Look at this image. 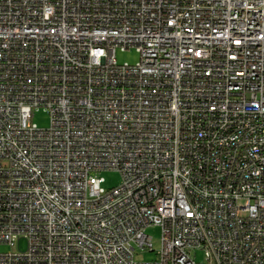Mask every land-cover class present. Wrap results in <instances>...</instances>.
I'll use <instances>...</instances> for the list:
<instances>
[{"label":"built area","instance_id":"2783aa9c","mask_svg":"<svg viewBox=\"0 0 264 264\" xmlns=\"http://www.w3.org/2000/svg\"><path fill=\"white\" fill-rule=\"evenodd\" d=\"M0 245V264H264V0H0Z\"/></svg>","mask_w":264,"mask_h":264},{"label":"rangeland","instance_id":"374dc122","mask_svg":"<svg viewBox=\"0 0 264 264\" xmlns=\"http://www.w3.org/2000/svg\"><path fill=\"white\" fill-rule=\"evenodd\" d=\"M115 59L116 62L119 64H130L134 65L139 61V52L134 48H127V49H121L117 48L115 52ZM32 122L36 124L39 128H47L49 126L50 120H49V114L48 112L43 108L39 107L37 109L33 110L32 113ZM101 176L104 179V182L102 183V186L105 189H110L115 186H118L121 181V175L118 171L115 170H103L101 172ZM146 234L151 236L152 245H153V251L149 252L147 250L145 251H139L137 250L134 257L136 261H152L156 258V252L159 250L160 246V229L157 226H150L146 228ZM25 242L22 240L19 243V249L25 250ZM1 251H9L12 250L11 247L7 245H0ZM195 262L197 264H209V262L205 259L203 251L197 250V253L195 254Z\"/></svg>","mask_w":264,"mask_h":264}]
</instances>
